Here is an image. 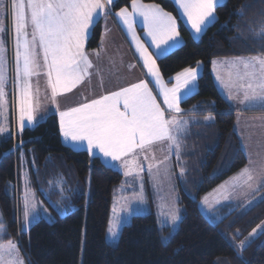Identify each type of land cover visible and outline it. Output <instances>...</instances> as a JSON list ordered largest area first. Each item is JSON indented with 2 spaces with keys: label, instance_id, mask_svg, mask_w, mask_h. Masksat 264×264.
<instances>
[{
  "label": "trees",
  "instance_id": "obj_1",
  "mask_svg": "<svg viewBox=\"0 0 264 264\" xmlns=\"http://www.w3.org/2000/svg\"><path fill=\"white\" fill-rule=\"evenodd\" d=\"M141 1L160 5L178 22L181 45L156 57L165 82L171 84L178 72L201 66L196 91L180 103L194 120L180 139L179 228L165 242L161 232L169 230L160 229L153 211L134 215L123 226L117 245L107 242L113 189L123 180L122 174L101 158L65 145L58 117L51 114L22 134L0 140V208L6 226L0 240H15L28 264H80L81 260L83 264H264V228L249 235L264 222V187L249 204L216 207L215 211H222L216 222L200 208L210 190L248 164L235 129V110L216 87L212 64L216 58L264 54V36L259 35L264 29V0H226L200 39L191 35L172 0ZM131 2L115 0L111 7L117 12ZM101 33L98 21L88 48L99 45ZM22 158L36 197L55 215L54 220L41 218L26 230L20 217ZM241 241H245L243 249Z\"/></svg>",
  "mask_w": 264,
  "mask_h": 264
},
{
  "label": "snow or ice",
  "instance_id": "obj_2",
  "mask_svg": "<svg viewBox=\"0 0 264 264\" xmlns=\"http://www.w3.org/2000/svg\"><path fill=\"white\" fill-rule=\"evenodd\" d=\"M114 3L115 0H11V4L7 5L5 0H0V10L14 15L17 76L19 77L22 72L27 80L33 75L34 48L38 46L43 52L48 69L51 100L56 104L59 94L71 91L88 75L87 70L91 67V62L84 51L85 42L98 19L111 13V6ZM175 3L197 34L202 33L216 20L217 7L224 6L223 0H175ZM131 8L132 12L122 8L115 13L130 32L133 30L135 14L142 18L152 45L161 53L179 43L177 38L180 33L177 30L176 18L165 12L160 5H144L138 3V0H132ZM29 25L31 32L26 30ZM3 31L5 29L0 28V32ZM259 35L264 36V29ZM136 46L148 74L155 79L158 94L163 97V104L167 106V110L180 112L181 100L193 91L198 75L197 68L184 69L175 76V85L171 88L166 87L152 54L139 40ZM2 51L3 41L0 40V52ZM199 63L197 62L198 65ZM230 64L237 69V78L246 81L239 85L243 92L240 103H243L245 108L257 106L264 108V57L237 59ZM4 79L0 58V98L4 95ZM228 98L231 100L236 97L229 93ZM165 113L166 110L157 102L148 82L142 80L67 111H60L59 123L65 140L71 141L74 148L85 147L92 156L100 158L98 154H102L103 158L118 161L131 155L133 157L131 160L123 161L128 168L125 175H130L132 165L136 164L134 154L137 150L143 151L153 142L168 140L170 145H175L177 152L179 151V144L171 131L172 127L178 128L180 122L175 118L166 119ZM211 118L209 116L206 119ZM34 119L30 85L25 83L21 88L20 131H23L26 122L31 125ZM2 131L4 129L0 128V132ZM245 174L247 179L244 182L247 183L252 176L247 169L241 173ZM261 186L264 187V184ZM203 204H208L207 197L203 199ZM30 208H35V205L26 198L24 212L26 225L31 222ZM113 211L115 212V208ZM164 215L165 221L172 226L180 219L175 210ZM109 223L111 225V221ZM2 227L0 224V229ZM256 231L257 229H253L249 235L252 236ZM108 233L110 238L117 235L111 226ZM162 239L166 242L168 238ZM240 247L243 249L244 241H241ZM14 248L15 246L9 242L5 252L4 247L0 245V260L5 254L11 257ZM5 264L22 262L11 258L5 261Z\"/></svg>",
  "mask_w": 264,
  "mask_h": 264
},
{
  "label": "rangeland",
  "instance_id": "obj_3",
  "mask_svg": "<svg viewBox=\"0 0 264 264\" xmlns=\"http://www.w3.org/2000/svg\"><path fill=\"white\" fill-rule=\"evenodd\" d=\"M5 4L10 5L11 0H5ZM0 28L5 29V31L0 32V40L3 41V51L0 52V58H2V70L5 76L3 82L4 95L0 98V128L4 129V131L0 132V140H2L3 138L16 137L23 132L20 131V98L21 88L25 86V83L30 85L31 103L35 119L31 125H28L26 122L24 129L27 127L33 128L40 122H43L49 115L56 113L54 110L59 108V104L67 103L70 99L66 95L59 94L56 98L57 103L53 104L52 100L48 102L42 93L33 90V86L37 85L39 79H41V68L35 70V60L33 75L31 77L26 80L22 72L19 77L17 76L14 15L0 10ZM26 30L29 31L31 29L28 26ZM181 142V140L178 141V152L176 146L170 145L168 140L153 142L145 147L143 151L139 150L140 153L136 154V164L132 165V172L130 175H125L128 168L123 161L127 158H122L118 162L115 161L114 166H111L122 174L123 180L113 189L112 205L109 216L111 225L108 222L105 235L107 242L112 245H117L123 226L130 224L134 215H145L153 211L156 214L155 216L160 229L167 228L169 230L168 232H161L162 238L167 237L169 239L179 228L182 214L181 206L178 204L179 194L177 183L183 170V160L182 157H179ZM145 150L146 153H144ZM243 150L248 159V164L240 172L236 173H240L238 176L239 178L236 181L230 180L228 183H223V181L219 184L220 186L218 185L210 190L205 196L208 199V204H203V201L200 204L201 210L212 222H216L219 218H222V211H215L214 209L216 207L225 203H232L235 205L249 204L253 201V198L254 200L256 199L257 196L253 195L262 187L261 184H264V152L259 153V151H257L256 154L249 155L251 149H248V154L244 146ZM171 152L174 153L172 157L169 155ZM34 159V154H31L30 161L32 160V164L34 163ZM174 160H176V163ZM24 164L25 161L22 158L23 166L18 169L21 172H19V180L21 177V197L23 200L20 217L22 228L26 230L30 225L41 218H45L48 221L54 220L55 215L44 202L39 201L34 195V189L31 188L32 176L30 170L28 172ZM245 169H247L248 173L252 176V179L248 180L247 183L244 182L247 179V174L241 175L242 171ZM147 179H149V183H145ZM151 193L152 196L149 197L148 195ZM26 198L31 204L35 205V208H30L29 210V220L31 222L28 225H26L24 216ZM114 208L115 212L113 211ZM171 210H175L180 217L174 226L165 221L164 214ZM0 224L3 226L2 229H0L1 239L6 227L1 208ZM110 226L117 232V235L113 238H110L108 233V228ZM259 226V228H256V233L252 236H256L264 228V222ZM9 242H11L15 248L11 252V257L7 254L3 256V259L0 260V264H5V261L11 258H16L18 261L22 262V264H28L25 255L15 240H0V245L4 247L5 252L8 249ZM80 264H83L82 260Z\"/></svg>",
  "mask_w": 264,
  "mask_h": 264
},
{
  "label": "crops",
  "instance_id": "obj_4",
  "mask_svg": "<svg viewBox=\"0 0 264 264\" xmlns=\"http://www.w3.org/2000/svg\"><path fill=\"white\" fill-rule=\"evenodd\" d=\"M172 1L174 2L177 8L180 19L189 29L191 35L195 39H200L206 28L203 30L202 33L197 34L191 28L190 24H188L187 18L183 15L182 10L177 6L175 0ZM225 1L226 0H223V3ZM138 3L144 5L153 4V3H145L141 0H138ZM125 8H127L129 12H132L131 4L130 6ZM115 13L116 12L113 11L111 7L110 14L106 15L103 18L98 19V21L101 22L102 33H101L99 45L95 48H88L87 46V42L91 36L93 28L91 29L90 35L86 40L84 46V51L87 54L89 61L91 62V67L88 68L87 70L88 75L84 77L81 83H79L71 91L61 93L63 95H66L70 99V101L64 104H59V108L54 110L56 112L55 114L58 117V122H59L60 111H67L70 108L77 107L80 104L90 102L93 99H98L104 95H109L112 92L119 91L122 88L128 87L133 83H138L143 80L148 82V86L152 90L153 95L156 96L157 102L160 103L161 108H164L166 110L165 113L166 119L175 118L177 121L180 122V126L178 128L172 127V131H171V134L176 137L177 143L180 139L184 140L183 138L190 131L189 126L190 124L193 123L192 121L193 118L191 116H188L185 113V111L181 108V106H180L181 108L180 112L167 110V106L163 104V97L158 94L159 89L155 83V79L148 74V70L146 67H144L143 59L140 57V53L137 50V46H136L137 40H139L140 43L144 44L148 52L152 54L153 59H155L156 61V57L163 56L166 53L178 47L179 45H181L182 43L181 35H179V37L177 38L179 41L178 44H175L174 46L168 48L166 52L161 53L158 49H156L154 45H152L151 38L147 35L141 17L134 14L133 30L132 32H130L127 26L123 24V22L115 15ZM215 16H216V12H215ZM29 28L31 29L30 25ZM177 30L179 31L178 22H177ZM29 32H31V30H29ZM133 33L135 34L134 36ZM169 43L171 44L172 42L170 41ZM252 57H264V54L252 55V56L216 58L214 60L215 63L212 64V72L216 87L218 88L222 96L228 101L230 106L235 110V114H236L235 129L241 140L242 147L244 146L245 150L247 151V154H248V149H251L249 155H254L256 154L257 151H259V153L264 152V108L258 106L254 108L252 107L245 108L244 104L240 103V99H242L243 97V92L239 89V85L241 83H245L246 81H241L237 78V69L234 68L230 64V62L237 59L248 60L251 59ZM33 58L36 62L35 70H39L41 68V73H40L41 79H39L37 85L33 86V90L42 93V95L49 102L51 100V88L48 83V75H47L48 69L43 59V52L41 49H39L38 46L34 48ZM156 66L158 68L157 62H156ZM195 68H197L198 75H197V80L194 82L193 91L188 95H186L183 99L193 94L197 89L198 78L201 73V66H197ZM176 75H174L172 83L167 84L160 73V76L165 86L169 88L175 85ZM229 93H231V95L236 98L230 100L228 98ZM59 128H60V123H59ZM60 135L63 143L68 147L77 151H86L85 147L74 148L71 141L65 140L61 130H60ZM138 151L139 150H137V152L134 154L135 159H136V154L140 153V151L139 152ZM144 153H146V150L144 151ZM173 154L174 153L171 152L169 155L172 157ZM98 156L106 164L110 166H114L115 161H111L110 158H103L102 154H98ZM124 158L131 160L133 157L130 155L129 157H124ZM239 174L240 173L233 175L223 183H228L230 180L236 181L239 178L238 177ZM148 180L149 179H147L146 181Z\"/></svg>",
  "mask_w": 264,
  "mask_h": 264
}]
</instances>
